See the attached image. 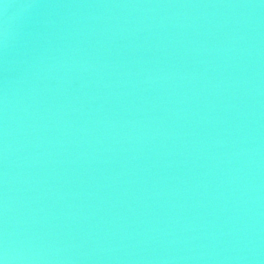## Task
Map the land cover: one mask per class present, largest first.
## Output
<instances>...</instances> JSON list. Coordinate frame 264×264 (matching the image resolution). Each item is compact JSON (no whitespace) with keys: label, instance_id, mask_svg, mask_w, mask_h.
Here are the masks:
<instances>
[{"label":"water","instance_id":"obj_1","mask_svg":"<svg viewBox=\"0 0 264 264\" xmlns=\"http://www.w3.org/2000/svg\"><path fill=\"white\" fill-rule=\"evenodd\" d=\"M5 264H264V0H0Z\"/></svg>","mask_w":264,"mask_h":264},{"label":"clouds","instance_id":"obj_2","mask_svg":"<svg viewBox=\"0 0 264 264\" xmlns=\"http://www.w3.org/2000/svg\"><path fill=\"white\" fill-rule=\"evenodd\" d=\"M5 259H6V257L0 258V264H5Z\"/></svg>","mask_w":264,"mask_h":264}]
</instances>
